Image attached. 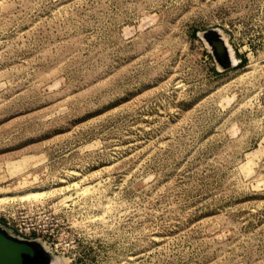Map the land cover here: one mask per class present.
Listing matches in <instances>:
<instances>
[{"label": "rangeland", "instance_id": "obj_1", "mask_svg": "<svg viewBox=\"0 0 264 264\" xmlns=\"http://www.w3.org/2000/svg\"><path fill=\"white\" fill-rule=\"evenodd\" d=\"M18 223L66 264H264V0H0Z\"/></svg>", "mask_w": 264, "mask_h": 264}, {"label": "water", "instance_id": "obj_2", "mask_svg": "<svg viewBox=\"0 0 264 264\" xmlns=\"http://www.w3.org/2000/svg\"><path fill=\"white\" fill-rule=\"evenodd\" d=\"M201 36L210 46L211 54L222 70L233 66L228 46L220 32L208 28ZM37 239H23L0 225V264H50L54 258Z\"/></svg>", "mask_w": 264, "mask_h": 264}, {"label": "built area", "instance_id": "obj_3", "mask_svg": "<svg viewBox=\"0 0 264 264\" xmlns=\"http://www.w3.org/2000/svg\"><path fill=\"white\" fill-rule=\"evenodd\" d=\"M7 224H11L10 221ZM14 235L23 238V239H34L32 235L37 232V229L33 225H25L23 223H18L14 225Z\"/></svg>", "mask_w": 264, "mask_h": 264}, {"label": "bare ground", "instance_id": "obj_4", "mask_svg": "<svg viewBox=\"0 0 264 264\" xmlns=\"http://www.w3.org/2000/svg\"><path fill=\"white\" fill-rule=\"evenodd\" d=\"M226 43V42H225ZM209 46V45H208ZM210 47V46H209ZM229 49V48H228ZM211 50V49H210ZM229 52H230V50H229ZM230 56H231V53H230ZM231 58H232V56H231ZM232 61H233V63H234V60H233V58H232ZM1 225V224H0ZM4 228H7V227H5V226H3ZM9 231H10V229L9 228H7ZM11 232V231H10ZM12 233V232H11ZM13 234V233H12ZM16 236V235H15ZM44 246V245H43ZM45 247V246H44ZM45 249L46 250H48L46 247H45ZM49 251V250H48ZM66 260H65V258H63L62 256L61 257H59V256H54V258L51 260V262H50V264H66V262H65Z\"/></svg>", "mask_w": 264, "mask_h": 264}]
</instances>
